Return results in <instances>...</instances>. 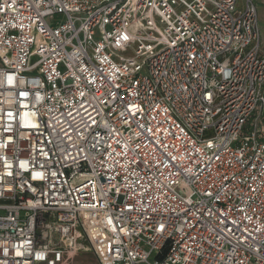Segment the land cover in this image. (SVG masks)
Masks as SVG:
<instances>
[{"label":"built area","instance_id":"1","mask_svg":"<svg viewBox=\"0 0 264 264\" xmlns=\"http://www.w3.org/2000/svg\"><path fill=\"white\" fill-rule=\"evenodd\" d=\"M261 38L253 0H0V264H264Z\"/></svg>","mask_w":264,"mask_h":264},{"label":"rangeland","instance_id":"2","mask_svg":"<svg viewBox=\"0 0 264 264\" xmlns=\"http://www.w3.org/2000/svg\"><path fill=\"white\" fill-rule=\"evenodd\" d=\"M259 23L261 28L262 43L264 45V0H256ZM51 23V21H49ZM72 264H98L96 256L92 252H81L75 258H73Z\"/></svg>","mask_w":264,"mask_h":264},{"label":"crops","instance_id":"3","mask_svg":"<svg viewBox=\"0 0 264 264\" xmlns=\"http://www.w3.org/2000/svg\"><path fill=\"white\" fill-rule=\"evenodd\" d=\"M245 1H246V0H239V4H240V6H243L244 3H245ZM253 1H254V3L256 4V7H257L256 0H253ZM257 12H258V8H257ZM258 17H259V13H258ZM259 26H260V23H259ZM260 29H261V28H260Z\"/></svg>","mask_w":264,"mask_h":264}]
</instances>
